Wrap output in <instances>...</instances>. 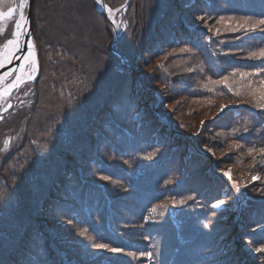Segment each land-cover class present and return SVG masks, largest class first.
I'll return each mask as SVG.
<instances>
[{
  "label": "trees",
  "instance_id": "16d2710c",
  "mask_svg": "<svg viewBox=\"0 0 264 264\" xmlns=\"http://www.w3.org/2000/svg\"><path fill=\"white\" fill-rule=\"evenodd\" d=\"M104 1L117 52L93 0H33L38 72L0 115V264H264V0Z\"/></svg>",
  "mask_w": 264,
  "mask_h": 264
},
{
  "label": "snow or ice",
  "instance_id": "6c2138e0",
  "mask_svg": "<svg viewBox=\"0 0 264 264\" xmlns=\"http://www.w3.org/2000/svg\"><path fill=\"white\" fill-rule=\"evenodd\" d=\"M28 3V0H20V4L18 5L19 7V18L15 20V32L13 33V36L15 39H9L8 40V45L10 46L8 48V51L6 53H3V59L0 60V63H3V60H11L13 58V53L14 50L18 49L20 47L19 43V37L24 34V28L28 24L27 17L24 15V7ZM17 11V7H8L7 11H0V22H3L7 19L13 18L15 16V13ZM223 19V18H221ZM264 24V20L259 21L257 24H252L250 27L251 29H256L258 25ZM241 28L243 25L240 26ZM232 31H236L235 28L231 29ZM180 51H185V49H181ZM249 58H255V59H260L264 60V48H260L258 52H252L250 53ZM25 60V63L31 68L32 71H36V54L33 51V44L31 41L28 42V54L27 56L23 57ZM21 68H24L25 65H20ZM261 72H264V70H261ZM260 73H242L241 75H257ZM31 79V76L29 77ZM3 77H0V80H2ZM20 80V77H17V81ZM228 81V77H223L221 81H218L217 83H224L226 84ZM14 85H11L12 87ZM257 93L259 95L257 96ZM256 100V107L260 110H264V80L261 81L259 89H255L250 93ZM226 107L225 105L221 106V111H223V108ZM203 123V122H202ZM255 149H249V152H253ZM261 153H264V148H261L259 150ZM229 177L231 176V170H229L226 173ZM105 180L108 179V177H104ZM253 181H256L260 179L259 176H252L251 178ZM188 199H192V197H188ZM173 203H184L183 200L180 201H173ZM225 201L223 200H217L216 203L213 205V208H221L224 205ZM207 227V225H205ZM83 235V233H81ZM92 247L96 249H106L111 252H123V249L121 248H113L110 247L108 244H94ZM262 249L258 248L256 249L257 252H260ZM141 255H145V253H141ZM150 255V254H148Z\"/></svg>",
  "mask_w": 264,
  "mask_h": 264
},
{
  "label": "rangeland",
  "instance_id": "374dc122",
  "mask_svg": "<svg viewBox=\"0 0 264 264\" xmlns=\"http://www.w3.org/2000/svg\"><path fill=\"white\" fill-rule=\"evenodd\" d=\"M94 1V0H93ZM20 4V0H0V10H7L8 9V7H14V6H16L17 7V11H16V13H15V16L13 17V18H10V19H7V20H5V21H3V22H0V31H4L5 29H6V27H7V24H8V22L11 20V19H18L19 18V7H18V5ZM25 8H26V6L24 7V14H25ZM112 11H113V16H114V10L112 9ZM114 18H115V16H114ZM116 19V18H115ZM15 20H14V23H15ZM116 21H117V26H118V35H117V38H118V36H119V31H120V28H119V22H118V20L116 19ZM33 28V27H32ZM14 31H15V28H14V30H13V33H14ZM13 38V34H12V36H11V38H8V40L9 39H12ZM117 38H116V40H117ZM112 40V39H111ZM111 40H109L108 42H107V47H108V44H109V42L111 41ZM116 40H115V42H116ZM33 41H34V38H33ZM8 41H6V42H3V44H1V46H0V49H2L3 47H4V45L7 43ZM115 42L113 43V48H114V44H115ZM109 49V48H108ZM110 51H111V49H109ZM115 51H116V49H115ZM117 52V51H116ZM37 72H38V64H36V71H32L31 70V68L27 65L26 66V69L24 70V72H23V79L20 81V82H17L10 90H8L7 92H1L0 91V115H1V113L4 111V110H6V109H8V108H10V106L11 105H13V102H12V100H10V95H11V93L17 88V87H19L24 81H29V80H31V79H33V77L37 74ZM14 75H15V73H13V74H11L10 75V77H8L7 79H6V81H5V83H8V82H10V81H12L13 80V77H14ZM31 76V79L29 78ZM135 85H139V76L137 75V77L135 78ZM25 100H21V98L20 99H18L15 103L16 104H21V103H23ZM24 104V103H23ZM28 104H25V106H27ZM6 144H7V140H6ZM199 150H201V152H203V153H205V154H210V155H212V154H214V151H213V149L211 148V147H199ZM213 166H214V169L218 172V173H220V174H224V175H227L226 173L231 169V166L230 165H226L225 167H223V168H218L217 169V167H216V165H214V163H213ZM254 176V175H253ZM255 176H257V175H255ZM230 200L231 201H233V197H231L230 198ZM216 203V202H215ZM214 203V204H215Z\"/></svg>",
  "mask_w": 264,
  "mask_h": 264
},
{
  "label": "bare ground",
  "instance_id": "6f19581e",
  "mask_svg": "<svg viewBox=\"0 0 264 264\" xmlns=\"http://www.w3.org/2000/svg\"><path fill=\"white\" fill-rule=\"evenodd\" d=\"M3 11V10H0ZM7 11V10H4ZM15 32V31H14ZM27 26L24 28V34L19 37L20 47L14 50L13 58L11 60H3V63H0V77H3L0 80V91L7 92L12 87L11 85H15L17 82H20L23 79V72L26 69L27 64L23 57L27 56L28 54V42H32V38L27 34ZM12 39H15L13 36ZM8 42L4 45L2 49H0V60L3 59V53L8 51ZM34 51V50H33ZM20 65H25L24 68H21ZM15 73L13 80L5 83L6 79L10 77L11 74ZM17 77H20V80L17 81Z\"/></svg>",
  "mask_w": 264,
  "mask_h": 264
},
{
  "label": "water",
  "instance_id": "95a60500",
  "mask_svg": "<svg viewBox=\"0 0 264 264\" xmlns=\"http://www.w3.org/2000/svg\"><path fill=\"white\" fill-rule=\"evenodd\" d=\"M94 3L98 7V9L102 10L105 13L107 20L111 23V25L113 27V38L109 42L108 48L111 49L112 51L116 52L115 49L113 48V43L115 42L117 35H118V26H117V21L113 16V11L105 3L104 0H94ZM32 7H33V0H28V3L26 4L24 15L27 17V20H28V24L26 25L27 26V34L32 38L33 50L36 54V47H35V43L33 41ZM36 61H37V55H36Z\"/></svg>",
  "mask_w": 264,
  "mask_h": 264
}]
</instances>
